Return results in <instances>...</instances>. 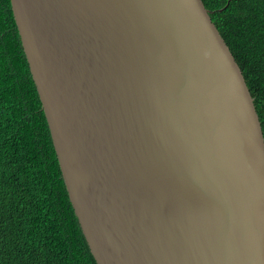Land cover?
<instances>
[{"label":"water","instance_id":"water-1","mask_svg":"<svg viewBox=\"0 0 264 264\" xmlns=\"http://www.w3.org/2000/svg\"><path fill=\"white\" fill-rule=\"evenodd\" d=\"M97 264H264V134L203 0H11Z\"/></svg>","mask_w":264,"mask_h":264},{"label":"trees","instance_id":"trees-1","mask_svg":"<svg viewBox=\"0 0 264 264\" xmlns=\"http://www.w3.org/2000/svg\"><path fill=\"white\" fill-rule=\"evenodd\" d=\"M264 134V0H203ZM0 264H97L67 190L11 0H0Z\"/></svg>","mask_w":264,"mask_h":264}]
</instances>
